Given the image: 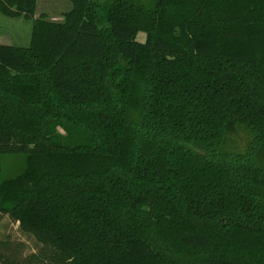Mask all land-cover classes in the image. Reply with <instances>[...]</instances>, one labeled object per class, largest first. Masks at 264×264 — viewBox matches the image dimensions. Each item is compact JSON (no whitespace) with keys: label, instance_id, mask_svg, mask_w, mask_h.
<instances>
[{"label":"trees","instance_id":"obj_1","mask_svg":"<svg viewBox=\"0 0 264 264\" xmlns=\"http://www.w3.org/2000/svg\"><path fill=\"white\" fill-rule=\"evenodd\" d=\"M68 1L0 0V212L40 245L0 260L264 264V0Z\"/></svg>","mask_w":264,"mask_h":264},{"label":"rangeland","instance_id":"obj_2","mask_svg":"<svg viewBox=\"0 0 264 264\" xmlns=\"http://www.w3.org/2000/svg\"><path fill=\"white\" fill-rule=\"evenodd\" d=\"M102 10L109 0H94ZM141 3H148L150 0H138ZM70 8L68 0H36L34 16L43 14L47 19L59 21L61 13ZM30 23L21 18H8L0 14V44L20 45L27 44L29 38ZM239 147L245 141V135L238 133L233 137ZM24 155L22 154H0V181L8 178L23 167ZM0 240L7 241L6 246L0 243V254L7 258L21 260L24 256L37 253L39 244L30 234L22 233L17 223L11 220L6 214L0 212ZM0 264L3 263L0 260Z\"/></svg>","mask_w":264,"mask_h":264}]
</instances>
